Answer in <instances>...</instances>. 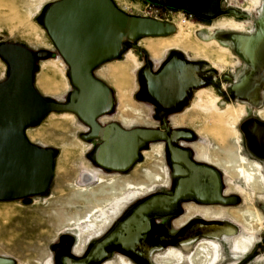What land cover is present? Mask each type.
<instances>
[{
	"label": "rangeland",
	"instance_id": "1",
	"mask_svg": "<svg viewBox=\"0 0 264 264\" xmlns=\"http://www.w3.org/2000/svg\"><path fill=\"white\" fill-rule=\"evenodd\" d=\"M64 1L0 0V54L17 46L34 57L33 87L47 103L86 104L85 116L52 111L25 130L31 145L51 152L53 175L43 194L0 201V260L188 264L185 259L199 249L211 248L210 264H264V179L254 192L212 162L237 145L264 178V156L255 158L250 150V142L264 150V0H221V10L231 13L213 20L145 0H110L124 16L168 25L172 32L115 36L113 44L83 32L62 53L45 21ZM94 51L98 56L86 63ZM84 63L86 83L80 86L73 68ZM186 70L192 83L185 81ZM9 73L0 55V84ZM144 132L155 136L145 138ZM118 137L128 138L135 151L124 170L99 159L100 150ZM201 154L210 159H197ZM111 181L144 184L149 191L126 204L100 236L93 237L99 222L105 228L112 219L111 199L85 224L55 226L51 210L62 209L72 192L97 191ZM189 208L195 214L177 226ZM205 209L213 212L210 218Z\"/></svg>",
	"mask_w": 264,
	"mask_h": 264
},
{
	"label": "water",
	"instance_id": "2",
	"mask_svg": "<svg viewBox=\"0 0 264 264\" xmlns=\"http://www.w3.org/2000/svg\"><path fill=\"white\" fill-rule=\"evenodd\" d=\"M145 1L204 20L231 13L221 10V0ZM45 27L62 53L73 43V36L83 32L88 33L89 38L97 36L112 44L115 36H165L172 32L168 25L124 16L110 0H66L49 12ZM96 54L94 51L86 63ZM0 55L10 70L8 79L0 84V201H11L45 193L53 175L51 152L31 145L25 137V130L52 111H71L85 116L86 104L62 106L47 103L33 87L34 57L17 46L2 48ZM85 66L84 63L83 67L73 68L74 78L80 86L86 83ZM140 134L145 138L155 136V133L148 132ZM129 142L128 138L118 137L105 145L99 152L103 165L127 169L135 156Z\"/></svg>",
	"mask_w": 264,
	"mask_h": 264
},
{
	"label": "bare ground",
	"instance_id": "3",
	"mask_svg": "<svg viewBox=\"0 0 264 264\" xmlns=\"http://www.w3.org/2000/svg\"><path fill=\"white\" fill-rule=\"evenodd\" d=\"M168 45L175 46L178 45V43L177 44L170 43ZM155 48L158 49L157 47ZM239 151L240 150L237 145L233 147H228L223 151L224 157L219 158V160L217 159L216 162L219 163L220 165H223L230 173L234 174L236 177L241 179L244 184L251 185L252 188L257 189L258 186H260V182H261L259 171L257 170L254 164L246 163L244 159L241 157ZM104 195L108 196V199L106 201L103 198ZM114 195L115 193L112 186L108 187L107 190L101 189L90 192H77V191L72 192L70 194V197L68 198V201L60 205L62 206L61 207L62 209L51 210L52 219H53L52 221L55 224V226L56 225L61 226L65 224V226L69 225L70 227H77L79 225L85 224L90 221L92 214L95 211H97L96 209H101L103 205L107 204L108 201L112 199V197H114ZM79 201H81L80 209H77L74 207L75 206L74 202L79 203ZM109 211H112V208H110ZM52 221L50 223H52ZM212 248L216 249V245L212 244ZM210 249L201 248L199 249L196 255L187 258L185 260L187 261L188 264H208V263L210 264V261H208L211 258ZM238 250L244 251L245 248L242 244H239ZM0 264H5V261L0 260Z\"/></svg>",
	"mask_w": 264,
	"mask_h": 264
},
{
	"label": "flooded vegetation",
	"instance_id": "4",
	"mask_svg": "<svg viewBox=\"0 0 264 264\" xmlns=\"http://www.w3.org/2000/svg\"><path fill=\"white\" fill-rule=\"evenodd\" d=\"M115 52H116V48H114L110 53H115ZM104 53H105V51L103 52V54ZM151 53H152L153 56H156V51H152L151 50ZM98 54H96V56H98ZM184 78H185V81L186 82L192 83V79H191V75H190L189 70H186V72L184 74ZM176 154H177V152H176ZM180 158L182 159L181 156H180ZM214 162L216 164H219V163H217L215 161V159H214ZM221 166H223V165H221ZM206 174H209L210 175L211 180L215 184V187H217V183H216L215 178L213 177V174L211 172H209V173L206 172ZM86 175H87L86 179L89 181V183H91V181L93 179L92 175L91 174H86ZM259 175H260V172H259ZM154 178H155V180H157L158 179L157 175L154 176ZM83 183H84V181H83ZM110 186L113 187V190H114V193H115L114 197H112L111 202H110L111 203L112 211H110V214L108 215V216L111 215L112 219H111V221H109L108 225L105 228H102V226H100V225H102V223L99 222V227H98V230H97V235L96 236H93V237H97V236L102 235L104 233V231L110 226V224L117 218V216L120 214V212L123 210V208L125 207L126 204L130 203L131 201H133L136 198V196L141 195V194L149 191V189H146L145 188V185L144 184H136L135 185V184H133V183H131L129 181H119V182L118 181H111L110 183H108V184H106V185L98 188L97 190H101V189H106L107 190L108 187H110ZM92 190L93 189H87V188H85V189H77L76 191L77 192H86V191H92ZM205 211L206 212L204 214L206 215V217H209L210 218L211 215H213L212 214L213 212L211 210H206L205 209ZM210 212H212V213H210ZM194 214H195L194 209L189 208L188 209V214L185 217H183L182 219L176 221V222H178L177 223V226L184 225L187 222V220L190 219ZM84 247H85V242L83 241L81 243V248H78V250L79 251H82V249ZM156 257L157 258H164V257H167V255L164 253L163 255H158ZM113 264H129V263H127V261H125L124 259L120 258L117 261V263H113Z\"/></svg>",
	"mask_w": 264,
	"mask_h": 264
},
{
	"label": "crops",
	"instance_id": "5",
	"mask_svg": "<svg viewBox=\"0 0 264 264\" xmlns=\"http://www.w3.org/2000/svg\"><path fill=\"white\" fill-rule=\"evenodd\" d=\"M250 150H251V154L255 157V158H257L258 156L259 157H262V156H264V150H262V147H261V149H260V152H258L257 150H256V147H255V145H253V143L252 142H250ZM197 158L198 159H206V160H209L210 158H208L207 156H206V154H201V155H197ZM245 160V159H244ZM212 161V160H211ZM212 162H214V160L212 161ZM215 163V162H214ZM247 163H249V162H247ZM249 164H254L255 166H258V168H259V171H260V176H261V182H260V186H258V188L256 189V188H252L253 189V191L254 192H256V191H259L260 189H261V186H262V182H263V175H262V172H261V167L258 165V164H256V163H249ZM224 167V166H223ZM225 168V167H224ZM225 170L227 171V169L225 168ZM228 172V171H227ZM244 186H250L251 187V185H245L244 184ZM213 214V213H212Z\"/></svg>",
	"mask_w": 264,
	"mask_h": 264
}]
</instances>
